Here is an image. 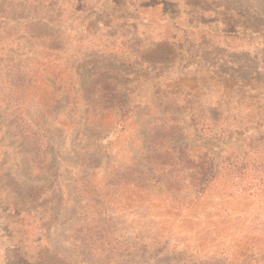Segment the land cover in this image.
I'll use <instances>...</instances> for the list:
<instances>
[{"label": "rangeland", "instance_id": "1", "mask_svg": "<svg viewBox=\"0 0 264 264\" xmlns=\"http://www.w3.org/2000/svg\"><path fill=\"white\" fill-rule=\"evenodd\" d=\"M0 264H264V0H0Z\"/></svg>", "mask_w": 264, "mask_h": 264}, {"label": "trees", "instance_id": "2", "mask_svg": "<svg viewBox=\"0 0 264 264\" xmlns=\"http://www.w3.org/2000/svg\"><path fill=\"white\" fill-rule=\"evenodd\" d=\"M122 116V115H121Z\"/></svg>", "mask_w": 264, "mask_h": 264}]
</instances>
